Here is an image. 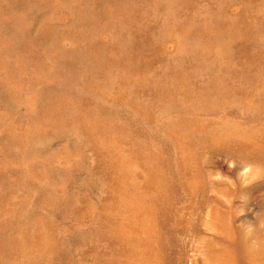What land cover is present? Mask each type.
<instances>
[{"label": "rangeland", "instance_id": "rangeland-1", "mask_svg": "<svg viewBox=\"0 0 264 264\" xmlns=\"http://www.w3.org/2000/svg\"><path fill=\"white\" fill-rule=\"evenodd\" d=\"M263 258L264 0H0V264Z\"/></svg>", "mask_w": 264, "mask_h": 264}, {"label": "bare ground", "instance_id": "bare-ground-1", "mask_svg": "<svg viewBox=\"0 0 264 264\" xmlns=\"http://www.w3.org/2000/svg\"><path fill=\"white\" fill-rule=\"evenodd\" d=\"M252 255H253V253H252ZM254 255H255V253H254ZM262 264H264V258H263V260H262Z\"/></svg>", "mask_w": 264, "mask_h": 264}]
</instances>
